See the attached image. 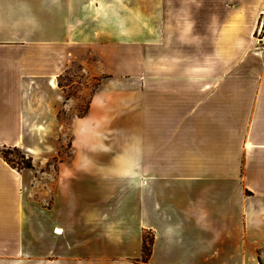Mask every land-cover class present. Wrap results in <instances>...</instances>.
I'll use <instances>...</instances> for the list:
<instances>
[{"label": "crops", "instance_id": "1", "mask_svg": "<svg viewBox=\"0 0 264 264\" xmlns=\"http://www.w3.org/2000/svg\"><path fill=\"white\" fill-rule=\"evenodd\" d=\"M260 29L264 0H0V145L71 142L38 193L0 154V264H264Z\"/></svg>", "mask_w": 264, "mask_h": 264}, {"label": "rangeland", "instance_id": "2", "mask_svg": "<svg viewBox=\"0 0 264 264\" xmlns=\"http://www.w3.org/2000/svg\"><path fill=\"white\" fill-rule=\"evenodd\" d=\"M260 35L262 37L264 32H261ZM83 68V65H72L61 80V83L69 85V87L66 88V95L74 98L71 102V107H75V113L82 112L85 109L89 96L99 79V77H90V72L85 71ZM67 117L68 116H66V118ZM68 127V125L64 126L65 133H67L64 137H59L57 132H52L51 135H49V133H47V135H43L44 130L41 129L40 132L43 138L26 140L23 142V147H20L17 144L14 145L12 142L10 144L0 145V154L6 155L7 159L16 166L22 167L23 162L30 157L33 163V167L31 169L36 168V170H38L34 171V173L36 178L39 181L41 180L40 188H36L35 190L36 193L42 191L41 187L45 185L44 183L46 180L44 173L52 170L49 165L52 164L57 157L54 159L49 157L48 161H43L45 160L44 158L49 156L55 149H59L61 155L65 154L70 147L71 142L69 139L70 135ZM41 128L46 129V126ZM59 138H62L63 141H59ZM14 148H20V151H17ZM22 155H24V157H22Z\"/></svg>", "mask_w": 264, "mask_h": 264}, {"label": "trees", "instance_id": "3", "mask_svg": "<svg viewBox=\"0 0 264 264\" xmlns=\"http://www.w3.org/2000/svg\"><path fill=\"white\" fill-rule=\"evenodd\" d=\"M15 150H17V151H20V148H14ZM3 154V153H2ZM2 157L10 164V165H12L13 167H15V168H32L33 167V163H32V160L30 159V157H28L27 158V160H25L24 162H23V166L22 167H19V166H16V165H14L13 163H11L8 159H7V157H6V155H2ZM22 157H24V155H22ZM148 251H149V249H148V246H145V249H144V252L147 254L148 253Z\"/></svg>", "mask_w": 264, "mask_h": 264}, {"label": "built area", "instance_id": "4", "mask_svg": "<svg viewBox=\"0 0 264 264\" xmlns=\"http://www.w3.org/2000/svg\"><path fill=\"white\" fill-rule=\"evenodd\" d=\"M262 32V30L260 29V31H259V34Z\"/></svg>", "mask_w": 264, "mask_h": 264}]
</instances>
